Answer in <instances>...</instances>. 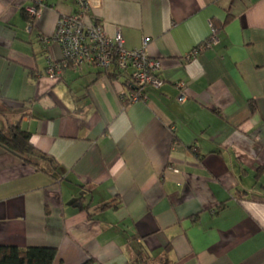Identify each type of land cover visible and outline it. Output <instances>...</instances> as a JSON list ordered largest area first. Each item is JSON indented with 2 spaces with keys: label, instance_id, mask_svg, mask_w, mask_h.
<instances>
[{
  "label": "crops",
  "instance_id": "1",
  "mask_svg": "<svg viewBox=\"0 0 264 264\" xmlns=\"http://www.w3.org/2000/svg\"><path fill=\"white\" fill-rule=\"evenodd\" d=\"M77 10L0 0V129L21 120L61 169L0 144V245L56 247L53 264H264V0H90L87 21L161 60L134 103L98 67L46 73ZM212 24L219 41L186 58Z\"/></svg>",
  "mask_w": 264,
  "mask_h": 264
},
{
  "label": "built area",
  "instance_id": "2",
  "mask_svg": "<svg viewBox=\"0 0 264 264\" xmlns=\"http://www.w3.org/2000/svg\"><path fill=\"white\" fill-rule=\"evenodd\" d=\"M78 10L61 15L56 21L54 39L61 45L63 58L56 61L50 58L46 73L53 77H61L64 70L73 67L83 70L86 66L100 68L107 77L108 72L118 74L123 79L118 88V95L125 103L147 101L148 87L159 88L163 85L161 77L162 63L147 52V39L141 48L129 49L125 46L124 37L118 32L114 37L108 35L104 24L86 17L90 11V0H76ZM31 15H37L38 9H28ZM219 41L218 30L212 24V34L203 44L196 47L186 58L195 55L200 49L209 48ZM184 88V83H179ZM187 98L182 91L180 101Z\"/></svg>",
  "mask_w": 264,
  "mask_h": 264
},
{
  "label": "trees",
  "instance_id": "3",
  "mask_svg": "<svg viewBox=\"0 0 264 264\" xmlns=\"http://www.w3.org/2000/svg\"><path fill=\"white\" fill-rule=\"evenodd\" d=\"M219 31L218 25L214 24ZM106 73L103 71V74ZM107 77L117 79L118 74L108 72ZM0 144L7 151L33 166L37 171L57 177L61 169L49 154L37 149L31 142V133L22 128L21 120L11 123L7 131L0 129ZM77 204V202H75ZM106 206H110L107 204ZM79 207L86 209L81 203ZM57 248L51 246H29L20 248L12 245H0V264H53Z\"/></svg>",
  "mask_w": 264,
  "mask_h": 264
},
{
  "label": "rangeland",
  "instance_id": "4",
  "mask_svg": "<svg viewBox=\"0 0 264 264\" xmlns=\"http://www.w3.org/2000/svg\"><path fill=\"white\" fill-rule=\"evenodd\" d=\"M86 67H88V66H86ZM86 67H85V68H86Z\"/></svg>",
  "mask_w": 264,
  "mask_h": 264
}]
</instances>
